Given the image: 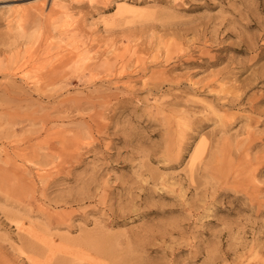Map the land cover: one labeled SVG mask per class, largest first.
Returning a JSON list of instances; mask_svg holds the SVG:
<instances>
[{"label":"rangeland","instance_id":"rangeland-1","mask_svg":"<svg viewBox=\"0 0 264 264\" xmlns=\"http://www.w3.org/2000/svg\"><path fill=\"white\" fill-rule=\"evenodd\" d=\"M182 1L0 0V264H264V0Z\"/></svg>","mask_w":264,"mask_h":264},{"label":"bare ground","instance_id":"bare-ground-1","mask_svg":"<svg viewBox=\"0 0 264 264\" xmlns=\"http://www.w3.org/2000/svg\"><path fill=\"white\" fill-rule=\"evenodd\" d=\"M169 1V0H168ZM182 1V0H181ZM172 2V1H171ZM183 2V1H182ZM178 4V3H177ZM184 5V4H183ZM173 6V5H172ZM184 7H185V5H184ZM186 9H187V7H186ZM173 10H174V8H173ZM162 16H164V15H162ZM158 18V17H157ZM161 19V18H160ZM170 19V18H169ZM165 20V19H164ZM166 20H167V18H166ZM153 21H155V20H153ZM157 22V21H156ZM167 22V21H166ZM169 22V21H168ZM176 22L178 23V20H176ZM186 22V21H185ZM158 23H161L160 21L158 22ZM172 23V22H171ZM183 23V22H182ZM192 23V22H191ZM167 24V23H166ZM173 24H175V23H173ZM180 24V23H179ZM180 25H182V24H180ZM169 26V25H168ZM189 26V25H188ZM187 29H188V27H187ZM159 31H160V29H159ZM152 33V32H151ZM159 33V32H158ZM171 34V33H170ZM173 35V34H172ZM151 36H153V35H151ZM159 37L161 38V36L159 35ZM182 37V36H181ZM173 38H174V36H173ZM173 40V39H172ZM196 40V39H195ZM162 41V40H161ZM170 42V41H169ZM167 46H168V44H167ZM247 47V46H246ZM160 48V47H159ZM243 48H245V47H243ZM179 50H180V48H179ZM183 51V50H182ZM181 51V52H182ZM183 53V52H182ZM166 54L168 55V54H170L169 52H166ZM179 54H181V53H179ZM160 56V55H159ZM166 56V55H165ZM134 58V57H133ZM160 58V57H159ZM162 58V57H161ZM177 58V57H176ZM179 58V57H178ZM34 59V58H33ZM163 59V58H162ZM168 59H170V57H165V60L167 61ZM82 60V59H81ZM78 61V60H77ZM80 61V60H79ZM78 61V62H79ZM95 61V60H94ZM103 61V60H102ZM90 62V61H89ZM158 62V61H157ZM85 63V62H84ZM145 63V62H144ZM159 64V63H158ZM161 64V63H160ZM210 64V63H209ZM86 65V64H85ZM144 67H145V64H144ZM119 68V67H118ZM124 69V68H123ZM84 70V69H83ZM118 70V69H117ZM91 71V70H90ZM106 71V70H105ZM112 71V70H111ZM142 71V70H141ZM107 72V71H106ZM80 73V72H79ZM109 73H110V71H109ZM115 73V72H114ZM122 74V73H121ZM114 75V74H113ZM214 75V74H213ZM218 76V75H217ZM97 78V77H96ZM93 79V78H92ZM89 80H91L90 78H89ZM88 80V81H89ZM92 81V80H91ZM222 81H224V80H222ZM164 83H165V81H164ZM192 83H194V82H192ZM162 84V83H161ZM195 84V83H194ZM198 84H200V83H198ZM197 83H196V86L198 85ZM203 85V84H202ZM192 86V85H191ZM194 87V86H193ZM162 88V87H161ZM61 89H62V87H61ZM35 91V90H34ZM133 91V90H132ZM41 93V92H40ZM48 96V95H47ZM168 109V108H167ZM62 117V116H61ZM65 117V116H64ZM106 122V121H105ZM88 133V132H87ZM44 135V134H43ZM82 136H83V133H82ZM99 136V135H98ZM91 138V137H90ZM47 139V138H46ZM91 140V139H90ZM96 145V144H95ZM244 145V144H243ZM89 147V146H88ZM90 148V147H89ZM50 149V148H49ZM90 150V149H89ZM44 151V150H43ZM53 152V151H52ZM55 152V151H54ZM52 159V158H51ZM46 162V161H45ZM3 164V163H2ZM44 165H45V163H44ZM77 165V164H76ZM38 171V170H37ZM36 172V171H35ZM92 176H93V173H92ZM92 179V178H91ZM84 187V186H83ZM88 189V188H87ZM74 190V189H73ZM90 190V189H89ZM72 191V190H71ZM103 191V190H102ZM164 191V190H163ZM74 192V191H73ZM86 192V191H85ZM94 192V191H93ZM87 193V192H86ZM95 195H93V197H94ZM4 197V196H3ZM82 197H84V196H82ZM87 197V196H86ZM89 199V198H88ZM60 200V199H59ZM92 200H93V198H92ZM106 201V200H105ZM61 204V203H60ZM90 205V204H89ZM67 206V205H66ZM121 209V208H120ZM115 211V210H114ZM126 212V211H125ZM135 212V211H134ZM132 213H133V210H132ZM142 213V212H141ZM113 214V213H112ZM141 215V214H140ZM129 216V215H128ZM110 217V216H109ZM139 217V216H138ZM115 218V217H114ZM137 218V217H136ZM132 220H133V218H132ZM113 221V220H112ZM86 222V221H85ZM44 223V222H43ZM119 223V222H118ZM48 225V224H47ZM51 225V224H50ZM46 226V225H45ZM53 226V225H52ZM96 226V225H95ZM44 227V226H43ZM45 228V227H44ZM52 228V227H51ZM97 228V227H96ZM36 229V228H35ZM43 229V228H42ZM55 229V228H54ZM57 229V228H56ZM80 229V228H79ZM51 230V229H50ZM50 230H48V231H50ZM70 230H71V228H70ZM37 231V230H36ZM47 231V230H46ZM53 231V230H52ZM74 231V230H73ZM86 231V230H85ZM88 231V230H87ZM58 232V231H57ZM100 232V231H99ZM39 233V232H38ZM41 233V232H40ZM91 233H93V232H91ZM96 233V232H95ZM51 234V233H50ZM103 234V233H102ZM35 235V234H34ZM33 235V236H34ZM42 235H44V234H42ZM41 235V236H42ZM94 235V234H93ZM99 235V234H98ZM23 236V235H22ZM32 236V237H33ZM47 236V235H46ZM101 236V235H100ZM107 236V235H106ZM64 237V236H63ZM89 237H91V234H90V236L88 235V233H85V234H83V238L82 239H88ZM96 237V236H95ZM97 238H98V236H97ZM104 237H102V239H103ZM106 238H108V237H106ZM37 239V238H36ZM49 239V238H48ZM74 239V238H73ZM79 239V238H78ZM94 239V238H93ZM101 239V240H102ZM114 239V238H113ZM50 240H52V238H50ZM106 240V239H105ZM75 241V240H74ZM94 241V240H93ZM96 241H98V240H96ZM113 241V240H112ZM111 241V242H112ZM50 242H52V241H50ZM88 242V241H87ZM90 242V241H89ZM110 242V241H109ZM110 242V243H111ZM36 243V242H35ZM53 243H54V241H53ZM58 243V242H57ZM60 243V242H59ZM58 243V244H59ZM80 243V242H79ZM83 243V242H82ZM103 243H104V245H103ZM105 243H107V242H105L104 241V239H103V242H101V243H98L97 244V246L99 247V249L100 248H103L104 246H105ZM41 244V243H40ZM62 244V243H61ZM61 244H60V246H61ZM87 243H85V245H86ZM94 244V243H93ZM92 244V245H93ZM65 244H64V242H63V246H64ZM75 245V244H74ZM31 246V245H30ZM66 246V245H65ZM64 246V247H65ZM68 246V245H67ZM84 246V245H83ZM96 246V245H95ZM107 246V245H106ZM111 246V245H110ZM49 247V246H48ZM69 247H71V245L69 246ZM73 247H75V246H73ZM92 247V246H91ZM98 247H96V248H98ZM108 247V246H107ZM54 248V247H53ZM60 248H62V247H60ZM76 248V247H75ZM78 249H81V248H79V247H77ZM89 248V247H88ZM111 248V247H110ZM55 249V248H54ZM63 249V248H62ZM68 249V248H67ZM99 249H97V250H99ZM127 249H128V247H127ZM66 250V249H65ZM73 250V249H72ZM93 250V249H92ZM96 250V249H95ZM85 251V250H84ZM131 251V250H130ZM31 252V251H30ZM51 252H53V251H51ZM88 252V251H87ZM95 252V251H94ZM128 252V251H127ZM58 253V252H57ZM75 254V253H74ZM88 254V253H87ZM125 254H126V252H125ZM31 255V254H30ZM72 255V254H71ZM54 256H55V254H54ZM57 256V255H56ZM128 256V255H127ZM48 257V256H47ZM53 257V256H52ZM124 257V256H123ZM123 257L121 258V260L123 259ZM126 257V256H125ZM124 257V258H125ZM25 258V257H24ZM51 258V257H50ZM83 258V257H82ZM87 258V257H86ZM35 259H37V258H35ZM39 259V258H38ZM69 259V258H68ZM80 259V258H79ZM88 259V258H87ZM129 259V258H128ZM66 260V259H65ZM76 260V259H75ZM83 260V259H82ZM91 260V259H90ZM35 261V260H34ZM33 261V263H35ZM79 261V260H78ZM126 261H127V259H126ZM44 262V261H43ZM53 262V261H52ZM80 262H82V261H80ZM121 262V261H120ZM46 263V262H45ZM78 263V262H77ZM37 264V263H36ZM66 264V263H65ZM122 264V263H121ZM127 264V263H126Z\"/></svg>","mask_w":264,"mask_h":264}]
</instances>
